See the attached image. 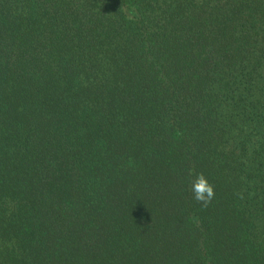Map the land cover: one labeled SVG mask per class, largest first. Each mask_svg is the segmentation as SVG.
Returning <instances> with one entry per match:
<instances>
[{
  "label": "trees",
  "instance_id": "obj_1",
  "mask_svg": "<svg viewBox=\"0 0 264 264\" xmlns=\"http://www.w3.org/2000/svg\"><path fill=\"white\" fill-rule=\"evenodd\" d=\"M0 264H264V0H0Z\"/></svg>",
  "mask_w": 264,
  "mask_h": 264
},
{
  "label": "clouds",
  "instance_id": "obj_2",
  "mask_svg": "<svg viewBox=\"0 0 264 264\" xmlns=\"http://www.w3.org/2000/svg\"><path fill=\"white\" fill-rule=\"evenodd\" d=\"M194 199L197 202L207 206L215 198V186L203 173L197 174L195 181L192 183Z\"/></svg>",
  "mask_w": 264,
  "mask_h": 264
}]
</instances>
